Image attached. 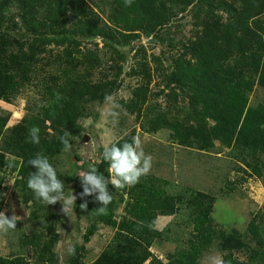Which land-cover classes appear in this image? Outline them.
I'll return each instance as SVG.
<instances>
[{
    "label": "trees",
    "instance_id": "16d2710c",
    "mask_svg": "<svg viewBox=\"0 0 264 264\" xmlns=\"http://www.w3.org/2000/svg\"><path fill=\"white\" fill-rule=\"evenodd\" d=\"M114 1L121 16H167L174 5H190L185 0H133L128 7L124 0ZM218 3L224 4L230 16L225 22L209 20L189 45L190 58L176 61L167 75L168 83L187 95L186 123L158 115L150 121L148 130L166 128L178 145L199 151L208 152L218 143L228 149L230 159L239 168L243 165L253 176L263 179L264 102L248 106L254 87L264 84L263 23L257 19L260 16H244V4L236 9ZM11 9L17 16H11ZM92 16L96 15L84 0H0V99L15 86L25 87L35 79L41 95L36 104L27 107L20 124L0 146V168L6 153L19 161L16 183L23 187L19 197L33 208L35 231L18 240L23 250L30 246L25 253L0 255V264H28V255L33 264H56L58 260L55 248L60 207L58 203L45 205L28 188V177L35 171L29 160L37 153L49 159L60 154L63 145L58 137L65 131L75 137L81 130L77 120L85 115L87 105L103 102L115 89L114 82L102 71L96 77L101 63L98 55L80 48L82 41L96 37L110 45H117L120 39L108 25H97ZM42 63L47 69L39 76ZM5 122L7 118L1 120L0 128ZM32 126L40 129L39 144L30 141ZM125 142L128 139L115 143L121 146ZM102 153L97 168L108 178L109 162L104 161ZM58 177L64 182L65 192L71 180L59 173ZM75 186L80 197L82 185L79 182ZM168 186V181L149 176L124 189L109 185L113 200L106 215L94 211L102 207L94 196L80 197L76 208L89 215L93 230L97 223L114 226V212L124 204L125 215L112 243L89 264H143L148 257L162 264L149 252L153 242L162 237L154 228L155 220L158 215H174L183 201L189 209L192 239L185 248L167 254V264H198L212 245H216L224 264H264V212L250 220L243 234L235 230L218 232L211 219L212 197L196 191L178 197L169 193ZM85 199L87 210L80 208ZM80 249L73 247L66 264H83L84 257L77 254ZM239 252L244 259L236 256Z\"/></svg>",
    "mask_w": 264,
    "mask_h": 264
},
{
    "label": "rangeland",
    "instance_id": "374dc122",
    "mask_svg": "<svg viewBox=\"0 0 264 264\" xmlns=\"http://www.w3.org/2000/svg\"><path fill=\"white\" fill-rule=\"evenodd\" d=\"M185 1H190V5H174L167 16H121L114 0H84L96 15L92 16L94 22L100 26L108 25L120 38L117 45H110L96 37L82 41L80 47L82 52L92 50L98 55L101 63L96 77H100L102 71L114 82L115 89L108 96L110 100L87 105L85 115L77 120L81 130L72 138V150H63L50 159L57 172L71 180L65 195L77 197L68 215L61 211L62 203L57 202L60 214L56 264H66L74 246L81 248L77 254L84 257L83 264L91 263L112 243L120 228L122 215H125L124 204L114 212V226L97 223L93 230L94 222L89 215L76 208L80 197L75 184L81 183L79 173L86 172L90 165L99 164L100 152L105 145L123 138L131 142L132 137H140L144 152L153 157L151 171L146 176L168 181V191L172 195L182 197L196 191L212 197L211 219L218 232L235 230L243 234L250 220L264 212V174L260 179L243 165L239 168L230 159L228 149L218 143L208 152L199 151L178 145L173 133L166 128L154 132L148 130V124L158 115L186 123L189 112L187 95L183 89L170 85L167 75L176 61L190 58L189 45L206 24L212 20L225 22L230 16L219 1L236 9L244 4L247 9L244 16H260L255 19L263 23L264 30V0H204L200 6L198 0ZM11 16H17L14 9H11ZM118 34H124V37ZM46 69L42 63L39 76ZM34 82L36 79L25 87L15 86L0 99V122L7 118L5 126L0 128V146L3 140H8L11 130L20 124L27 107L40 99ZM262 102L264 84L254 87L248 106L256 107ZM110 112L118 115L112 116ZM18 162L16 157L6 153L0 168V211L9 217L14 211L21 217L15 230L0 233V255L4 257L10 253H25L30 246L23 250L18 240L23 235L29 237L35 233L33 208L24 205L19 197L23 187L16 183ZM177 207L174 215H158L155 220L154 228L162 237L153 242L149 252L162 264H167V254L185 248L192 239L189 209L184 201ZM236 256L244 259L242 252ZM217 257L221 259V253L216 245H212L200 256L198 264H214ZM25 259L28 264H33L30 255ZM143 264L157 263L148 257Z\"/></svg>",
    "mask_w": 264,
    "mask_h": 264
},
{
    "label": "clouds",
    "instance_id": "9594fccd",
    "mask_svg": "<svg viewBox=\"0 0 264 264\" xmlns=\"http://www.w3.org/2000/svg\"><path fill=\"white\" fill-rule=\"evenodd\" d=\"M133 0H124L125 6L130 7ZM106 97V100H110ZM112 116L118 113L110 112ZM40 129L32 126L29 129L30 141L34 144L40 143ZM63 145L64 151H71L73 144L72 134L65 131L58 137ZM103 159L109 162L108 172L110 176L106 178L98 171L97 166L90 165L86 172L79 173L83 191L81 198L94 196L95 200L102 204V207L95 209L98 214L106 215L108 205L113 200V194L109 190V185L116 190L135 186L141 178L148 175L153 164V157L147 155L142 147V141L139 136L132 137L131 142H125L121 146L116 143L105 145L103 147ZM29 164L35 168L27 180V186L37 200L45 205H55L62 203L61 211L69 214L70 209L76 202L77 197L73 194L66 196L64 192V182L59 179L56 167L50 162V159L42 153H37L29 160ZM80 208L87 210L88 202L85 199ZM20 216L13 215L9 217L5 212L0 211V233H8L17 228V222ZM214 264H224L220 258L214 259Z\"/></svg>",
    "mask_w": 264,
    "mask_h": 264
}]
</instances>
